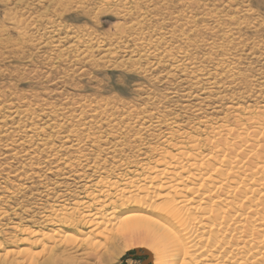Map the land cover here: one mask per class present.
<instances>
[{"label": "rangeland", "instance_id": "374dc122", "mask_svg": "<svg viewBox=\"0 0 264 264\" xmlns=\"http://www.w3.org/2000/svg\"><path fill=\"white\" fill-rule=\"evenodd\" d=\"M263 108L264 0H0V254L75 204L77 234L84 206L143 177L167 139ZM60 244L62 264H154Z\"/></svg>", "mask_w": 264, "mask_h": 264}, {"label": "bare ground", "instance_id": "6f19581e", "mask_svg": "<svg viewBox=\"0 0 264 264\" xmlns=\"http://www.w3.org/2000/svg\"><path fill=\"white\" fill-rule=\"evenodd\" d=\"M166 143L143 177L107 186L84 206L77 234L65 229L78 226L79 204L47 218L52 233L23 229L20 241L40 251L14 247L0 261L23 254L38 264L49 253L41 264H62L53 256L58 244L86 243L106 254L120 245L148 250L154 264H264V108L205 140ZM103 236L104 246L96 241Z\"/></svg>", "mask_w": 264, "mask_h": 264}]
</instances>
